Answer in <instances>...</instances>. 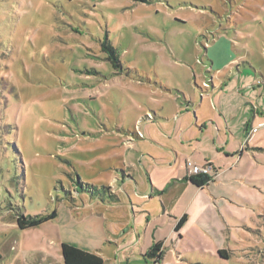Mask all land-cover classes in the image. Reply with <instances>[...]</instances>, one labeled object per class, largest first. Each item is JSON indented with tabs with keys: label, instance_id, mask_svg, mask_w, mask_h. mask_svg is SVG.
Listing matches in <instances>:
<instances>
[{
	"label": "rangeland",
	"instance_id": "374dc122",
	"mask_svg": "<svg viewBox=\"0 0 264 264\" xmlns=\"http://www.w3.org/2000/svg\"><path fill=\"white\" fill-rule=\"evenodd\" d=\"M235 24L239 45L264 56V0H0V264H62V243L99 250L104 264H140L115 261L125 237L111 212L92 205L91 190L114 194L99 172L123 170L127 155L137 169L123 196L150 194L140 123L178 122L167 110L194 98L212 34L234 37ZM153 100L165 112H141ZM255 177L256 189L238 192L247 203L230 206L237 215L206 216L228 226L221 238L192 222L172 244L157 219L155 236L167 242L160 264H264V166ZM181 188L177 213L193 197ZM52 212V221L18 228V216ZM153 232L139 236L147 243Z\"/></svg>",
	"mask_w": 264,
	"mask_h": 264
},
{
	"label": "crops",
	"instance_id": "0c3cea01",
	"mask_svg": "<svg viewBox=\"0 0 264 264\" xmlns=\"http://www.w3.org/2000/svg\"><path fill=\"white\" fill-rule=\"evenodd\" d=\"M232 28V25L225 28L230 35ZM238 33V25L233 29L234 37L231 38L223 35L214 37L211 33V41L203 52L205 65L196 63L203 66L198 69L200 81L193 75L190 93L194 98L191 97L189 104L186 103L184 107L175 103L167 110L168 114L165 113L178 122L140 123L144 127L141 139L147 145V153L142 157H147L153 172L151 175L147 171L153 184L150 194L123 196L121 189L134 182L137 169L132 156L124 155L122 161L119 159L118 166L123 170L115 169L111 174L99 172L103 182H108L115 192L112 195L103 192L102 196L94 198L92 205L104 208L105 213L111 212V218L122 230L116 236L125 237L122 245H118L122 252L117 251L115 261L118 257L120 263L131 258L135 263L154 264L145 257L146 253L156 243H161L165 250L167 243L162 241L160 235L155 236L161 233L157 219L163 220L162 226L168 225L172 244L184 237V231L192 222L198 223L204 236L212 237L214 234L216 238H221V233L228 231V226L217 227L206 216L222 215L221 210L226 214L237 215L234 207L230 206L247 203V199L238 192L246 187L256 189L254 183L259 178L253 179L251 176L264 166V56L262 53L252 55L247 47L239 45ZM203 82L208 83L209 88L201 86ZM155 93L160 92L156 89L151 91V94ZM167 96L176 102L171 94ZM153 101L156 103L155 109L143 107L141 112H165L163 105L157 100ZM191 113L193 122H181L183 118L191 120ZM180 116L182 118L179 119ZM251 129H256V132L250 133ZM132 137H137L136 133ZM186 160L196 164L210 162L214 169L212 181L202 188L188 182ZM116 171L128 176H118ZM158 172L160 176L156 177L155 173ZM181 187L191 191L193 197L177 213L179 197L176 195ZM99 208L95 210L101 211ZM130 211L138 217L130 219ZM184 215L186 221L176 231L175 227ZM98 217L102 218V215ZM148 227L153 228L154 238L145 243L139 233L145 235ZM143 246L146 247L145 251ZM221 248L218 247V250Z\"/></svg>",
	"mask_w": 264,
	"mask_h": 264
},
{
	"label": "trees",
	"instance_id": "16d2710c",
	"mask_svg": "<svg viewBox=\"0 0 264 264\" xmlns=\"http://www.w3.org/2000/svg\"><path fill=\"white\" fill-rule=\"evenodd\" d=\"M186 180L190 182L193 186L197 188H202L208 185L212 181V178L208 176H194L186 177ZM91 192V197H100L103 195V191L98 192L96 191V189H92ZM109 198L112 199L111 196ZM55 218V212H52L51 214L47 215H37L33 217L18 216L17 225L20 230H27L30 228L39 227L46 222L54 220ZM185 221L186 216L184 215L179 219L175 230L178 231ZM218 253L221 257H226V252L224 250H220ZM61 257L63 264H104V260L100 256L83 251L66 243L61 244ZM145 257L152 260L154 264H160L163 257L162 244L156 243L146 253Z\"/></svg>",
	"mask_w": 264,
	"mask_h": 264
},
{
	"label": "built area",
	"instance_id": "2783aa9c",
	"mask_svg": "<svg viewBox=\"0 0 264 264\" xmlns=\"http://www.w3.org/2000/svg\"><path fill=\"white\" fill-rule=\"evenodd\" d=\"M204 88H209V84L205 82ZM256 132V129H251L250 133ZM249 138V134L247 135ZM185 170L187 177L194 176H208L213 179V166L210 162H206L204 164H196L191 160H186L185 162Z\"/></svg>",
	"mask_w": 264,
	"mask_h": 264
}]
</instances>
